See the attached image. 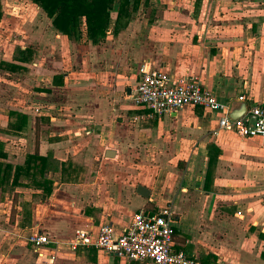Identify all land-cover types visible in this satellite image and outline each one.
Listing matches in <instances>:
<instances>
[{
  "label": "crops",
  "instance_id": "crops-1",
  "mask_svg": "<svg viewBox=\"0 0 264 264\" xmlns=\"http://www.w3.org/2000/svg\"><path fill=\"white\" fill-rule=\"evenodd\" d=\"M0 11V161L13 172L45 157L36 179L0 184V264H151L70 240L103 223L119 234L133 212L167 204L174 248L264 264V136L218 129L201 106L151 116L131 98L146 62L196 76L232 115L264 107V0H130L96 43L83 21L78 39L55 29L32 0H0ZM34 231L49 241L35 248Z\"/></svg>",
  "mask_w": 264,
  "mask_h": 264
},
{
  "label": "built area",
  "instance_id": "built-area-1",
  "mask_svg": "<svg viewBox=\"0 0 264 264\" xmlns=\"http://www.w3.org/2000/svg\"><path fill=\"white\" fill-rule=\"evenodd\" d=\"M138 80L131 93L135 106L144 107L149 114L175 112L184 105L201 106L219 113L217 128L231 130L244 137L264 136V107L246 106L238 114H231L229 102L217 99L203 88L196 76L174 78L165 72L139 64ZM239 100L244 97L238 96ZM174 212L170 205L156 210L140 209L133 212L125 229L114 234L111 225L103 223L96 232L78 229L70 246H94L103 252L129 260H148L151 264H205L197 256L173 246ZM49 238L42 232H31L27 242L35 248L46 244Z\"/></svg>",
  "mask_w": 264,
  "mask_h": 264
},
{
  "label": "trees",
  "instance_id": "trees-1",
  "mask_svg": "<svg viewBox=\"0 0 264 264\" xmlns=\"http://www.w3.org/2000/svg\"><path fill=\"white\" fill-rule=\"evenodd\" d=\"M39 5L46 14L51 17L52 25L58 31L69 37L81 36V22H84L86 38L96 43L101 40L108 29L110 11L117 12L115 27L119 26L120 19L129 16L128 7L130 0H32ZM133 2V1H132ZM1 16V11H0ZM7 68H12L6 65ZM18 116L17 121L9 122L12 129L21 130L26 126V116L14 112ZM5 154L0 150V157ZM45 162V157L38 153L27 154L22 165L14 167L8 162L0 161V184L12 179L15 185L19 176H25L34 180L42 173L40 164Z\"/></svg>",
  "mask_w": 264,
  "mask_h": 264
},
{
  "label": "water",
  "instance_id": "water-1",
  "mask_svg": "<svg viewBox=\"0 0 264 264\" xmlns=\"http://www.w3.org/2000/svg\"><path fill=\"white\" fill-rule=\"evenodd\" d=\"M137 192L139 194L143 195V196H147L148 195V190L145 187L141 186V185L137 186Z\"/></svg>",
  "mask_w": 264,
  "mask_h": 264
}]
</instances>
